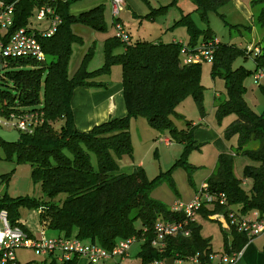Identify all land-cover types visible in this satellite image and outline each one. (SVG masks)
<instances>
[{
	"label": "trees",
	"instance_id": "16d2710c",
	"mask_svg": "<svg viewBox=\"0 0 264 264\" xmlns=\"http://www.w3.org/2000/svg\"><path fill=\"white\" fill-rule=\"evenodd\" d=\"M194 11L204 23L208 16L229 0H189ZM84 0H0L2 8H13L12 30L26 29L30 18L39 10L49 8L58 16L60 23L50 38H39L44 60H3L0 69V117L9 118L22 114H36L37 124L31 133H21L15 144L0 140L11 157L18 162H28L32 178L39 183L43 199L18 198L0 200V211H6L12 225L24 230L18 219V210L33 207L38 210L42 232L53 231L63 238H74L85 244H96L110 249L117 242L133 238L141 242L138 264L164 263L168 259L199 264L208 261L212 254L210 242L200 236V228L193 219L189 222V237L170 236L162 247H153L155 233L152 225L156 220L173 222L181 219L150 199L154 181H149L144 170L136 167L129 174L121 173L116 159L130 156V123L145 118L148 126L157 132L155 140L166 139L170 144L181 143L188 152L196 148L193 140V123L185 129L174 127L171 116L187 98H191L202 113L204 88L200 82L201 65L178 66L179 43L135 41L122 43L115 36L104 43V63L100 69L87 71L91 53H87L75 74L68 75L72 48L82 40L73 34L71 25L82 24L95 31L104 30V8L96 6L76 16L70 14L73 6ZM173 1L169 6H174ZM259 5L258 22L264 19V0H251ZM160 7L156 12L165 10ZM177 25L184 26L189 34L188 46L209 43L214 37L207 28H194L190 15L183 16ZM28 31V30H27ZM36 34L38 31H34ZM201 41H197L199 35ZM253 50L219 41L213 52L211 74L224 81L225 98L215 107L217 118L235 114V120L225 134L238 135V149L243 157L256 162V166L244 168V178L250 180L248 191L243 180L233 174L232 154H220L215 172L206 184L212 200L203 203L197 211L203 216L220 214L228 225L229 237L223 241L224 254L240 253L249 241L229 224L228 214L238 217L253 211L264 216V112L255 115L244 100V81L255 70L264 69V36ZM116 51V53L114 52ZM251 57L255 69H233L234 60ZM113 65L121 68V85L127 115L108 120L82 133L74 126L71 98L77 88L105 90L107 84L99 78L109 76ZM8 83L11 84L9 87ZM264 95V84L260 85ZM42 89V99L40 91ZM203 114V113H202ZM59 123L56 128L55 124ZM258 142L256 149H246L251 141ZM95 159V167L91 157ZM65 194V200L55 199ZM225 202L219 205L220 195ZM25 231V230H24ZM77 257L57 263L55 259L43 264H76Z\"/></svg>",
	"mask_w": 264,
	"mask_h": 264
},
{
	"label": "rangeland",
	"instance_id": "374dc122",
	"mask_svg": "<svg viewBox=\"0 0 264 264\" xmlns=\"http://www.w3.org/2000/svg\"><path fill=\"white\" fill-rule=\"evenodd\" d=\"M140 7V12L131 2L125 0L124 6L119 13V19L131 36V42H162L168 43L170 39L189 40V34L184 26L176 23L186 15H190L193 26L198 31L209 29L210 35L223 44H234L241 48L256 46L264 36V19L258 22L259 5L253 6L251 0H229L228 3L219 7L216 13L208 16V22L204 23L199 14L194 11V6L189 0H134ZM173 1L174 6H169ZM260 1V0H259ZM109 2V1H108ZM110 3V2H109ZM82 6V5H80ZM167 7L165 10L153 13L160 7ZM104 8V30L95 31L90 27L82 24L71 25L74 35L82 40L81 44H76L72 48V54L68 65V75L72 77L78 70L83 57L91 53L90 60L87 64V71L92 72L100 69L104 63V43L106 40L115 36L111 16L108 13V4ZM111 12V4H110ZM50 20L45 18L41 21L36 19V13L30 18V23L26 30L30 32L44 31L49 27ZM197 41H201L200 34L197 35ZM118 50H114L116 53ZM201 65L200 82L204 88L202 98V110L208 115L207 123L218 128L223 132V139L227 144L229 154L233 157V174L243 180L242 184L245 191H248L251 185L250 180L244 178V168L248 165L256 166L257 163L251 159L243 157L238 149V135H228L224 133L226 128L235 120V114H228L220 119L216 115V105L222 101L225 96L224 81L219 76L211 74V63L201 60L197 62ZM242 67L245 71H253L254 63L249 58L242 56L237 57L232 65L233 69ZM119 73L121 79V68L119 65H113L110 74L114 78ZM9 87L11 86L8 83ZM245 91L244 100L250 110L257 116L264 112V95L259 86L252 84V77L248 76L244 81ZM216 95V97H214ZM42 99V89L40 91ZM202 111V112H203ZM202 113L199 111L196 103L191 99H185L171 116V120L176 129L186 128L187 123H202ZM137 121L130 123V156H122L116 159L119 169L126 165L135 166L140 163L149 181H154V186L150 191V199L159 203L165 209H168L173 203H181L187 200L194 189L200 188L202 180L205 178V170L192 165L202 159L197 150L206 152L207 148H194L188 152L181 143H172L165 146L155 140L157 132L152 130L145 118H137ZM59 123L55 127H59ZM137 129V131H136ZM6 131L7 128H4ZM258 142L251 140L246 149H256ZM196 157L197 160L194 158ZM91 163L95 167V159L91 157ZM66 195L61 194L56 199V203L65 200ZM18 198L43 199V193L39 183L31 176V167L28 162L16 159V154L9 156L8 150L0 145V200H14ZM19 222L24 229L30 232L35 240L42 237L39 226L38 210L33 207H22L18 210ZM195 223L200 228V236L210 242L212 254H224L223 241L229 237V228L223 218H216L215 215L203 216L198 212L194 217ZM1 228V221H0ZM226 229V231L224 230ZM53 231L47 230L46 235L52 234ZM27 233V232H26ZM140 243L134 242L131 246L130 253H137ZM134 255V254H132ZM15 256L21 264H43L48 259L33 249H16ZM98 263V262H97ZM95 264V263H94ZM101 264V263H98ZM128 264H131L128 262Z\"/></svg>",
	"mask_w": 264,
	"mask_h": 264
},
{
	"label": "built area",
	"instance_id": "2783aa9c",
	"mask_svg": "<svg viewBox=\"0 0 264 264\" xmlns=\"http://www.w3.org/2000/svg\"><path fill=\"white\" fill-rule=\"evenodd\" d=\"M58 2H66L68 0H55ZM111 4V24L115 30V37L122 43L130 40L129 34L126 32L119 13L124 6V0H109ZM45 18L50 20L49 27L37 34L27 31L24 28H18L11 31L13 26V8H2L0 5V69L5 66V60H32L40 62L44 60L42 47L38 41L39 38H50L56 31L60 20L55 13L49 8L39 10L36 19L41 21ZM219 40L216 38L211 42L199 44L196 46H188L180 44L178 55V66L184 67L197 64L201 60L206 62L213 61V52ZM254 54H259V48L256 46L251 48ZM249 49V50H251ZM4 60V61H3ZM252 84L260 86L264 84V69H257L251 75ZM37 124L36 114H22L19 116H11L9 118L0 117V130L16 131L21 133H31ZM161 142L169 145V141L161 139ZM212 200L208 186L203 183L197 190L194 198L186 204H174L170 208V212L181 217L178 221L167 222L156 220L153 225L155 239L152 242L153 247H162L163 241L170 236L189 237V222L194 219L195 214L201 208L203 203ZM225 197L221 194L218 198L219 205L224 204ZM229 224L233 225L237 232L244 234L248 240L264 234V216L259 212L253 211L249 215L238 217L235 213L230 212L228 215ZM216 218L222 217L220 214L215 215ZM0 264H19L15 256L16 249H33L36 253L53 257L57 263H63L70 260L73 256L84 258L89 263H97L110 258H117L116 264H126L128 250L134 242L133 238L121 240L110 249L103 248L96 244H85L74 238H46L42 237L38 240L31 238L26 231L17 225H12L8 219L6 211H0ZM42 232V231H41ZM43 233V232H42ZM239 253L211 254L208 261L204 264H236ZM150 264H164L160 262H152ZM175 264H199L195 259L188 261H175Z\"/></svg>",
	"mask_w": 264,
	"mask_h": 264
},
{
	"label": "crops",
	"instance_id": "0c3cea01",
	"mask_svg": "<svg viewBox=\"0 0 264 264\" xmlns=\"http://www.w3.org/2000/svg\"><path fill=\"white\" fill-rule=\"evenodd\" d=\"M108 1L109 0H84L83 4H80L82 6L80 5L73 6L70 8L69 12L71 15L76 16L80 13L87 12L96 6L99 5L105 6V3L107 2L108 10H109L107 12L110 13L111 16L110 3ZM131 2L134 4V6H136V8L140 12L139 5L134 0H131ZM168 43L187 44L186 41L181 39L176 40L175 38L170 39ZM248 48L251 49L253 47L250 46ZM98 80L99 82H103L104 84H107L108 88L105 90H100L96 88H77L73 92L70 106L73 114L74 126L79 132L82 133L88 132L94 126L105 123L108 120L120 119L127 115L119 73L114 78H112L111 74L109 73V76L99 78ZM214 97H216V95ZM202 113L203 114L201 116L200 121L205 122V125L203 123L202 125H199V123L198 124L194 123L195 128L193 130V140L196 143L195 144L197 146L196 148L200 149L201 147H204L207 149L206 152H204L203 150H197V152L200 153V155L202 156V159L197 163V165H195L194 163H192V165L196 166L197 168H202L205 170V178L202 180V184H203L206 183L207 179L215 172V169L217 167L218 156L220 154H229L228 151L229 149L227 147V144L225 143V140L223 139V134H222L223 132H219L218 130L220 124H218V128H215L211 124H208L207 123L208 115H205L204 111ZM132 121H137V120L133 119ZM160 140L161 139H159L158 142L164 144L165 146L171 145V144L167 145L161 142ZM194 158L197 160L196 157ZM139 165L140 163L135 166L126 165L122 169L120 168V172L129 174L133 171L134 168L140 167ZM198 189L199 188L194 189L193 194L187 200H184L181 203L186 204L190 202L194 198ZM173 205L174 203L168 209L170 210V208ZM220 218L222 217H218V219ZM24 230L31 238H34L33 237L34 235H32L26 229ZM224 230L226 231V229ZM46 233L47 230H45L43 233L41 232V235H43L46 238L59 237L56 232H52V234L50 235H46ZM139 243L141 246V242ZM131 246L129 247L128 256L126 258L125 263L128 264V262H130L131 264H138V260L136 256L140 252V248L137 251V253H134L133 251L130 253ZM47 258H48L46 259L47 261L53 259V257H47ZM17 261L19 262V264H21L19 259H17ZM117 262H118L117 258H110L107 260L99 261L98 263L116 264ZM76 264H94V263H89L84 258H78ZM164 264H175V259L173 258L168 259L164 262ZM236 264H264V234H261L253 238L252 240H249L245 244V246L242 248V250L239 253V257Z\"/></svg>",
	"mask_w": 264,
	"mask_h": 264
},
{
	"label": "water",
	"instance_id": "95a60500",
	"mask_svg": "<svg viewBox=\"0 0 264 264\" xmlns=\"http://www.w3.org/2000/svg\"><path fill=\"white\" fill-rule=\"evenodd\" d=\"M19 139L20 135L16 131L0 130V140L6 144H15Z\"/></svg>",
	"mask_w": 264,
	"mask_h": 264
}]
</instances>
